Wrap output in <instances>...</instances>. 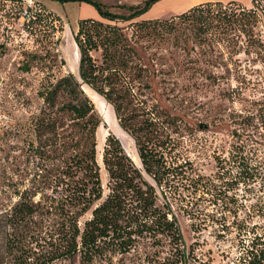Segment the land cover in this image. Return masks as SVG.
Returning <instances> with one entry per match:
<instances>
[{
	"label": "trees",
	"instance_id": "obj_1",
	"mask_svg": "<svg viewBox=\"0 0 264 264\" xmlns=\"http://www.w3.org/2000/svg\"><path fill=\"white\" fill-rule=\"evenodd\" d=\"M76 1L94 3L107 22L79 20L74 34L79 78L71 73L46 76L39 91L45 106L33 123L34 139L27 143L34 164L31 185L17 189L18 198L9 205L0 200V264H74L75 257L79 264H113L116 255L138 248L143 264H191L195 254L186 247L174 209H183L190 194L229 190L219 171L225 158L216 157L219 172L211 177L173 153L181 121L141 96L138 88L149 87L151 72L137 44L162 32L198 45L210 39L230 42L234 33L244 37L243 51L250 53L264 48L255 33L256 11L235 1H206L171 19L137 20L158 0L122 5L127 13L109 11L97 0ZM41 17L31 13L29 20L40 24ZM119 20L128 24L120 26ZM93 51H100V60ZM83 85L112 106L119 125L135 141L141 167L111 134L98 160L100 118ZM252 118L248 112L241 121L249 124ZM101 169L107 175L105 186ZM238 169L236 183L252 177L241 158ZM39 194L42 198L36 199ZM223 226L236 232L238 264H264V234L255 232L254 224L236 218Z\"/></svg>",
	"mask_w": 264,
	"mask_h": 264
},
{
	"label": "rangeland",
	"instance_id": "obj_2",
	"mask_svg": "<svg viewBox=\"0 0 264 264\" xmlns=\"http://www.w3.org/2000/svg\"><path fill=\"white\" fill-rule=\"evenodd\" d=\"M97 1L117 13H127L122 5L144 2ZM206 1L158 0L137 20L171 19ZM239 1L249 6L237 2L239 5L256 11L255 33L264 43V0ZM36 12L42 15L40 24L29 20V15ZM101 17L97 6L90 2L0 0V200L3 204L15 202L18 198L15 191L31 185L34 164L27 143L34 139L33 123L45 106L39 91L46 76L71 73L79 78V54L74 39L78 22L82 18L107 22ZM117 23L128 24L121 20ZM162 33L137 44L151 72L149 87L139 86L138 90L148 105L155 104L179 116L182 127L174 134L177 146L173 153L180 159L189 158L200 174L214 177L217 172H223L230 187L226 194L218 190L190 194L183 209H174L186 247L195 254L191 264H238L236 232L228 231L223 224L243 219L255 225V232L264 234V48H251L250 53H245V44L241 42L244 37L239 39L234 33L230 34V38L234 36L230 42L210 39L199 45L176 41L173 34ZM33 52L38 57H32ZM92 54L100 60V51ZM83 93L100 118L96 129L98 160L102 159L106 137L111 134L117 137L132 163L141 167L135 141L119 125L112 106L86 85ZM248 112L253 114L251 122L242 123L243 114ZM217 156L225 158L219 171ZM240 158L247 163L248 175L252 177L236 183ZM100 174L105 186V170L101 169ZM220 183L217 181L218 186ZM3 241L0 239V255ZM73 261L79 264L78 257ZM113 264H143L141 249L116 255Z\"/></svg>",
	"mask_w": 264,
	"mask_h": 264
},
{
	"label": "crops",
	"instance_id": "obj_3",
	"mask_svg": "<svg viewBox=\"0 0 264 264\" xmlns=\"http://www.w3.org/2000/svg\"><path fill=\"white\" fill-rule=\"evenodd\" d=\"M208 1H211V0H208ZM229 1L240 2V3L244 4V5H246L247 7L249 6L248 4H245V3H243V2H241V1H239V0H229ZM227 2H228V1H227Z\"/></svg>",
	"mask_w": 264,
	"mask_h": 264
},
{
	"label": "water",
	"instance_id": "obj_4",
	"mask_svg": "<svg viewBox=\"0 0 264 264\" xmlns=\"http://www.w3.org/2000/svg\"><path fill=\"white\" fill-rule=\"evenodd\" d=\"M37 198H38V199H41V198H42V196L39 194V195L37 196Z\"/></svg>",
	"mask_w": 264,
	"mask_h": 264
}]
</instances>
